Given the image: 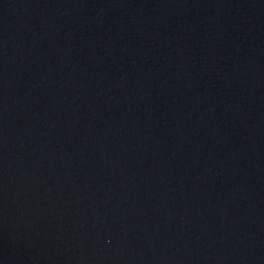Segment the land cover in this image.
I'll return each instance as SVG.
<instances>
[{
    "label": "water",
    "instance_id": "obj_1",
    "mask_svg": "<svg viewBox=\"0 0 264 264\" xmlns=\"http://www.w3.org/2000/svg\"><path fill=\"white\" fill-rule=\"evenodd\" d=\"M0 264H264V0H0Z\"/></svg>",
    "mask_w": 264,
    "mask_h": 264
}]
</instances>
